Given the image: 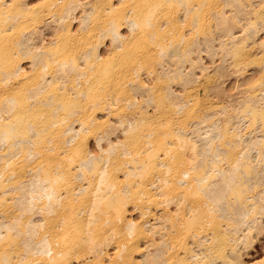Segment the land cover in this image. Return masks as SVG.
<instances>
[{
    "label": "bare ground",
    "instance_id": "obj_1",
    "mask_svg": "<svg viewBox=\"0 0 264 264\" xmlns=\"http://www.w3.org/2000/svg\"><path fill=\"white\" fill-rule=\"evenodd\" d=\"M0 152V264H264V0H0Z\"/></svg>",
    "mask_w": 264,
    "mask_h": 264
},
{
    "label": "rangeland",
    "instance_id": "obj_2",
    "mask_svg": "<svg viewBox=\"0 0 264 264\" xmlns=\"http://www.w3.org/2000/svg\"><path fill=\"white\" fill-rule=\"evenodd\" d=\"M28 78H30V76ZM27 115H32V117L36 118L39 115V112L34 107L28 112ZM171 118L173 119L175 117H171ZM89 143H92V139H90ZM0 153H2V152H0ZM11 165L13 166V169L15 171H20L21 168L25 165V163L21 161V158H15V159L12 160V164ZM23 170H25V168H23ZM0 213H5V207H0ZM131 214H137V211H133V212H131ZM259 241L260 242H256L255 243V245L253 247V250L250 251V253H249L255 259H258V256H260V253L262 252L261 249H260V246L261 245L264 246V235L262 237H260ZM82 263L83 264H89V262L87 263L86 261H83Z\"/></svg>",
    "mask_w": 264,
    "mask_h": 264
}]
</instances>
